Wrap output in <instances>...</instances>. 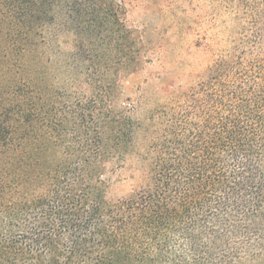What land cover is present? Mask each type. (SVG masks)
I'll list each match as a JSON object with an SVG mask.
<instances>
[{
    "label": "trees",
    "instance_id": "1",
    "mask_svg": "<svg viewBox=\"0 0 264 264\" xmlns=\"http://www.w3.org/2000/svg\"><path fill=\"white\" fill-rule=\"evenodd\" d=\"M188 5L209 60L150 107L116 91L152 63L123 6L0 0V264H264V0Z\"/></svg>",
    "mask_w": 264,
    "mask_h": 264
},
{
    "label": "rangeland",
    "instance_id": "2",
    "mask_svg": "<svg viewBox=\"0 0 264 264\" xmlns=\"http://www.w3.org/2000/svg\"><path fill=\"white\" fill-rule=\"evenodd\" d=\"M125 9V15L122 22L128 29L144 32L149 40L152 63L145 65L142 70L131 71L130 69L120 68L117 72L118 96L127 99L137 100L144 96L150 107L154 105L155 96H167L161 91L164 84H172L173 78H180L188 81L187 77L191 74H199L209 60L207 54L202 50L192 48L193 35L190 26L194 17L197 15L188 5V0H112ZM160 9L165 14L164 29L160 28ZM60 40V43H62ZM69 41V40H64ZM59 42V40H58ZM67 45V44H66ZM52 47V46H51ZM68 50V47L63 44ZM261 47L264 53V27L261 30ZM52 48H45L47 55H52ZM158 59L163 60L166 69L162 70ZM19 72V73H18ZM14 74L10 73L13 82L18 81L25 76L24 70ZM51 72L57 75L55 68ZM194 76V75H193ZM161 77V82L153 78ZM164 77H168L167 80ZM150 78L152 81L149 86H144V80ZM55 81L54 89L56 91L61 87V77ZM166 81L164 84L163 82ZM9 79L5 87L10 86ZM79 91V90H78ZM108 175L109 184L106 190V199L117 202L128 197L131 192V184L126 176V171L116 168V164L109 165Z\"/></svg>",
    "mask_w": 264,
    "mask_h": 264
}]
</instances>
